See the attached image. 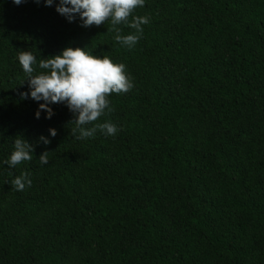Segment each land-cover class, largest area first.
Listing matches in <instances>:
<instances>
[{"label": "trees", "instance_id": "16d2710c", "mask_svg": "<svg viewBox=\"0 0 264 264\" xmlns=\"http://www.w3.org/2000/svg\"><path fill=\"white\" fill-rule=\"evenodd\" d=\"M58 3L0 0V264H264V0H145L131 48ZM66 47L125 65L133 88L85 126L115 136L77 139L65 104L36 118L19 95V52ZM18 136L33 159L10 168Z\"/></svg>", "mask_w": 264, "mask_h": 264}, {"label": "clouds", "instance_id": "9594fccd", "mask_svg": "<svg viewBox=\"0 0 264 264\" xmlns=\"http://www.w3.org/2000/svg\"><path fill=\"white\" fill-rule=\"evenodd\" d=\"M20 5L26 0H12ZM40 3V0H34ZM45 6H52L54 0H43ZM145 0H59L56 12L64 16L68 22H73L77 15L82 21V27L100 26L110 19V32H115L114 39L121 45L133 47L141 38L142 25L149 23L145 16H132L134 9L143 7ZM132 16L131 21L129 17ZM124 24L135 30L134 34L121 35L119 25ZM18 62L28 83V92H21L22 99L29 97L34 101H43L35 113L39 118L40 111L46 113L45 118H51L54 114L49 105L65 104L74 119L75 124L72 133L77 139L93 137L99 130L106 136H115L118 128L114 123L93 124L106 110L111 112L109 95L127 93L133 88V83L126 73L124 64H116L107 56L98 57L86 52L82 48H64L58 55L47 58H37L29 51H20ZM37 67L42 70L37 73ZM36 73V74H34ZM52 137L57 135L54 128H50ZM45 145L50 140L44 136L39 138ZM34 145L21 136L14 139V151L10 157L3 161L10 168H15L22 162H30L33 159ZM48 151L39 156L41 164L48 163ZM29 173L22 172L11 181V185L17 191L25 190L31 186Z\"/></svg>", "mask_w": 264, "mask_h": 264}]
</instances>
